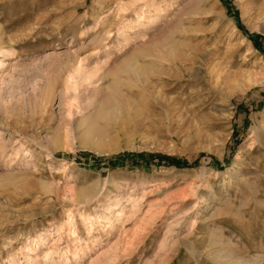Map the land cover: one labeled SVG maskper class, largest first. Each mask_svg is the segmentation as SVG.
<instances>
[{"label": "rangeland", "instance_id": "1", "mask_svg": "<svg viewBox=\"0 0 264 264\" xmlns=\"http://www.w3.org/2000/svg\"><path fill=\"white\" fill-rule=\"evenodd\" d=\"M239 262L264 264V0H0V264Z\"/></svg>", "mask_w": 264, "mask_h": 264}, {"label": "trees", "instance_id": "2", "mask_svg": "<svg viewBox=\"0 0 264 264\" xmlns=\"http://www.w3.org/2000/svg\"><path fill=\"white\" fill-rule=\"evenodd\" d=\"M167 160L170 161V162H171V161H174L173 158H167Z\"/></svg>", "mask_w": 264, "mask_h": 264}, {"label": "bare ground", "instance_id": "3", "mask_svg": "<svg viewBox=\"0 0 264 264\" xmlns=\"http://www.w3.org/2000/svg\"><path fill=\"white\" fill-rule=\"evenodd\" d=\"M239 264H240V262H239ZM257 264V263H256Z\"/></svg>", "mask_w": 264, "mask_h": 264}]
</instances>
